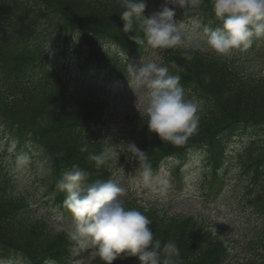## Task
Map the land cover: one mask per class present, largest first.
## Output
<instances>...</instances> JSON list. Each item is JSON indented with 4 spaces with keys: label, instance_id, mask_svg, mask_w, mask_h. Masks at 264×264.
<instances>
[{
    "label": "trees",
    "instance_id": "trees-1",
    "mask_svg": "<svg viewBox=\"0 0 264 264\" xmlns=\"http://www.w3.org/2000/svg\"><path fill=\"white\" fill-rule=\"evenodd\" d=\"M192 3L173 0L175 17L197 18L222 27L211 0H202L200 6ZM123 10L119 0H0V133L7 132L15 143L20 141L19 149L27 141L40 151V164L55 178L59 176L56 169L64 174L73 165L89 174V183L109 180L111 174L107 159L100 166L88 159L90 154L103 153L93 130L101 125L104 110L53 75L57 62L46 53L48 39L53 34L66 36L65 53L77 51L79 62L91 50L89 59H104L110 64L113 60L107 59L105 49L112 44L131 48L135 44L130 38L135 33L123 32ZM136 34L143 39L142 33ZM191 55L189 61L183 52L171 51L168 61L170 72L181 77L188 96L201 102L198 130L185 144L175 146L150 133L147 121H143L130 132L132 143L147 154L150 170L157 171L169 159H177L179 169L194 152L204 149L220 162L230 143L245 139L252 145L245 150L243 160L263 168L264 78L243 77L239 68L221 59ZM118 68H124L122 62ZM85 144L88 151L81 152ZM6 161L0 153V261L73 264V245L64 235L51 231L36 213H21L17 204L23 199L15 193L17 183ZM143 213L151 219L150 228L162 245L169 240L176 242L180 250L176 264H228V250L204 233L202 226ZM259 258L261 261L246 264H264V254ZM123 263L140 261L130 257L113 262Z\"/></svg>",
    "mask_w": 264,
    "mask_h": 264
},
{
    "label": "clouds",
    "instance_id": "clouds-1",
    "mask_svg": "<svg viewBox=\"0 0 264 264\" xmlns=\"http://www.w3.org/2000/svg\"><path fill=\"white\" fill-rule=\"evenodd\" d=\"M124 9L120 14L124 33H135L130 38L137 44H146L154 50L184 49V58L191 61L187 51L193 47L191 34L182 23H176L173 8L165 0L161 10L145 15V0H119ZM202 0H193L200 6ZM215 17L222 27H205L207 48L219 57H229L234 52L250 49L254 42L264 39V0H211ZM198 25L199 21H193ZM136 33H142L141 39ZM199 46V45H197ZM175 67V65H173ZM131 84L146 91L148 102L144 109L147 128L162 142L175 146L185 144L198 130L201 120V102L190 98L181 85V77L170 72L167 65L145 61L130 65ZM130 84V85H131ZM127 150L144 163L145 181L152 173L147 154L135 143H127ZM87 152L85 144L80 149ZM119 154L110 146L101 154H90L88 159L97 166ZM89 174L77 165L65 171L58 182L59 191L66 193L63 206L71 213L73 224L69 240L73 250H84L90 245L103 264H113L118 259L137 257L140 264H176L180 250L175 241L162 245L150 228L151 219L142 211L129 208L124 199L126 190L112 179L88 182Z\"/></svg>",
    "mask_w": 264,
    "mask_h": 264
},
{
    "label": "rangeland",
    "instance_id": "rangeland-1",
    "mask_svg": "<svg viewBox=\"0 0 264 264\" xmlns=\"http://www.w3.org/2000/svg\"><path fill=\"white\" fill-rule=\"evenodd\" d=\"M145 2L147 4L146 11L149 15L160 11L162 6L165 5V0H145ZM182 25L192 36L193 47L189 50L215 54L206 46L204 27L200 23L198 25L193 23ZM166 51L168 49H150V55L146 57L145 61H155L163 64V56ZM229 57H241L246 63L245 66L249 73L264 75L263 69L260 72L262 67L259 68L264 64V49L260 46L253 44L250 49L234 52ZM57 67H59L57 70L61 72L59 75L67 82L72 83L74 87L76 85L78 91L81 88L84 90L89 87V84L84 79L79 80L78 84H75L74 81L78 80L80 74L74 62L71 64L59 62ZM99 76H97V81H101ZM92 94L102 99L108 98L109 100L111 119L107 120L106 124L100 128L98 136L102 137L101 140L104 143L105 152L110 146H114L119 154L117 157H112L108 160L112 179L121 184L126 190L124 197L126 203L132 202L142 208H156L164 212L167 211L168 216L200 212V215L206 221L226 236L234 254L238 252V260L235 259L233 263H244L246 260L244 257L246 255L250 257L257 245L261 241L264 242V214L257 207H254L253 204H250L247 198L250 186L241 184L242 186L235 189L237 181L234 180L228 187L227 192L218 200H205L198 189L203 170L197 165L199 162H192L185 168L183 172L184 184L181 190L177 189L176 184L172 181L170 167L164 169L159 175L152 177L151 181H145L141 172L132 167L137 161V157L127 150L126 144L128 142L125 139V135L130 119L138 121L141 118H147L144 113L148 102L146 91L131 84L129 88L120 85L118 90L100 88ZM235 151L238 152L239 148H235ZM19 175V178L22 179L21 184L29 186L30 172L28 168L19 170ZM257 192H263V189ZM59 222L60 224L57 223L59 225L57 230L55 229L57 233L61 231L63 226L62 221ZM53 225H55L54 221ZM250 239L253 240V243L248 245ZM95 254L96 249L90 245L85 249L82 264H90L93 259L92 256Z\"/></svg>",
    "mask_w": 264,
    "mask_h": 264
}]
</instances>
